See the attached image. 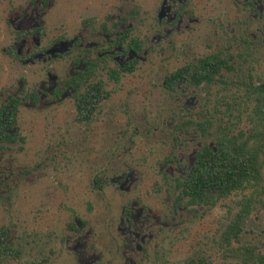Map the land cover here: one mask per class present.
I'll return each instance as SVG.
<instances>
[{
	"label": "rangeland",
	"instance_id": "374dc122",
	"mask_svg": "<svg viewBox=\"0 0 264 264\" xmlns=\"http://www.w3.org/2000/svg\"><path fill=\"white\" fill-rule=\"evenodd\" d=\"M244 1L0 0V104L22 99L15 124L22 139L0 141V226L10 227L20 253L9 262L179 264L203 256L207 264H243L220 242L241 193L191 209L187 198L176 210L172 203L175 177L186 175L204 144L214 145L218 118L225 112L233 131L249 125L247 91L264 81V17ZM26 8L27 23L20 24ZM31 23L41 31L20 40L15 30ZM117 30L144 46L134 71L120 81L100 70L111 93L91 119H77L69 91L31 102L27 93L49 90L74 72L77 37L82 48L100 44L91 53L96 58ZM11 48L38 53L17 58ZM209 54L231 65L216 81L182 82L175 91L164 85L166 75ZM210 113L213 125L203 135L195 121ZM187 119L193 122L183 125ZM126 173L121 186L116 179ZM124 208L134 215L143 209L129 230ZM242 243L264 253V192L243 225Z\"/></svg>",
	"mask_w": 264,
	"mask_h": 264
},
{
	"label": "trees",
	"instance_id": "16d2710c",
	"mask_svg": "<svg viewBox=\"0 0 264 264\" xmlns=\"http://www.w3.org/2000/svg\"><path fill=\"white\" fill-rule=\"evenodd\" d=\"M94 21L95 18H90L84 23L88 25ZM103 26L106 29V25ZM37 30L41 31V28ZM24 34L18 32V36ZM120 42L128 45L135 52H141L144 46L142 40L130 36L127 30L116 31V43ZM11 53L14 57H22L14 48H11ZM197 61L168 74L165 78V86L175 91L178 82L182 81L199 87L203 83L216 81L222 69L231 68L229 60L219 54H209ZM136 63L137 59L134 58L123 66L116 64L106 69L100 60H93L84 70H79L76 76L67 79L66 81L76 90L73 97L77 119L81 121L91 119L99 103L111 93L106 88V81L99 75L101 69L105 71L109 80L118 82L121 80L122 72L125 74L134 71ZM250 87L246 102L249 125L233 131L229 127V121H223L228 118L225 112L218 118V135L214 145L204 144L196 153L193 165L187 174L175 178L176 202L181 203L187 198L188 204L214 203L218 198H228L230 195L241 193L243 196L238 200V209L224 225L220 242L224 251L230 254L235 251L243 264H264V253L261 250L255 245L242 243L243 225L253 212L260 194L264 192V81ZM21 100L19 96H12L8 101L0 104V141L14 142L18 138L22 139L15 131ZM192 122L191 119H187L182 124L187 125ZM212 123L211 113L204 119L195 121L196 127L203 135L210 134ZM159 189L160 185H157L154 191ZM10 235L9 226H0V264H14L8 260L20 256L10 242ZM234 242L238 245L233 246ZM47 259L36 258L33 263L44 262ZM207 262L203 256L178 261L179 264H207Z\"/></svg>",
	"mask_w": 264,
	"mask_h": 264
},
{
	"label": "flooded vegetation",
	"instance_id": "af4514ba",
	"mask_svg": "<svg viewBox=\"0 0 264 264\" xmlns=\"http://www.w3.org/2000/svg\"><path fill=\"white\" fill-rule=\"evenodd\" d=\"M244 4L249 6L250 9H252L254 11L255 17H260V18L264 17V0H245ZM29 11H30L29 8H26L23 10V12H21L17 16L20 24L27 23L26 21H27ZM34 14H38V11L35 12V9L34 10L32 9L31 10V17H30L31 19L34 18ZM176 16H178L177 13H175L174 17H176ZM160 21L162 22V21H164V19H161ZM41 27L42 26L40 25V23L39 24L38 23H36V24L31 23L28 27H18L15 30L16 31L15 34L20 40L26 39V38H29L30 36H34L35 34H39L40 31H38L37 29H40ZM18 32H24L25 34L18 36ZM59 40L60 39L54 40V42L52 44H54L55 42H57ZM107 43H108V46L106 47L107 49H105L103 51L97 50L98 57L94 58L91 56V53L93 50H96L100 44L99 45H93V46H86V47L82 48L81 38L77 37L73 42V46L77 45L80 48H79V51L75 54L76 56L72 60V64L74 66V72L71 73L69 76L60 79L49 90H43V89L40 91L34 90V91L27 93L28 98H30L31 102L36 103V102H39V100H41L44 95H51V97L58 99V98H61L66 92L69 91L71 96H73V93H75L76 90L73 87V85L69 84L66 80L72 78L73 76H76L79 70H84L87 67L88 63L93 62V60H100L102 65L106 66V69H108L110 66H112V65H110V61H112V60H114L116 62L115 65L120 64L122 66L125 65L126 62H129L134 58L137 59V63L139 62L140 52H135L134 50H132V48H129L128 45L124 44L123 42L116 43V31H115L114 36L111 39H109ZM32 53H33V51L29 52L26 55L20 54V53L19 54L22 56L21 58L26 57V59H29L31 56L36 55L38 52L33 53V54ZM119 56H122V59H120ZM204 57H198L196 59V62H191V63H197L198 62L197 60L204 58ZM137 63H136V65H137ZM115 65H113V66H115ZM123 76H124V72H122L121 78ZM165 82H164V85H165ZM180 83H182V81L178 82L177 87ZM183 83H185V82H183ZM190 85H192V84H190ZM177 87H176V89H177ZM17 96H19V95H17ZM171 160H172L171 157H167V161H171ZM194 160H195V157H194ZM192 165H193V163H192ZM180 176H182V175H180ZM180 176H177V177H180ZM128 177H129V173H126L125 175L122 174L120 177H118V179H116V182L121 184V186H123L122 183L125 182ZM195 205L196 204H186L187 207H190L189 209L193 208V206H195ZM186 206H184V207H186ZM178 207H179V203L176 202V198H175L174 202L172 203V210H176ZM134 213H135L134 209L124 208V210H123V215H124L123 221H125L127 223V226L125 227V229L131 228L132 225L137 223L138 218L143 217V209H142V211H138L137 215H134ZM149 218H150L149 214L144 215V221L145 222L149 221ZM132 234L135 235L136 233H132Z\"/></svg>",
	"mask_w": 264,
	"mask_h": 264
}]
</instances>
